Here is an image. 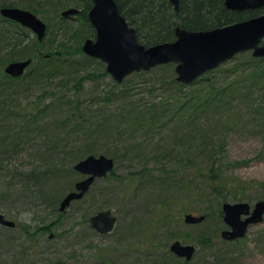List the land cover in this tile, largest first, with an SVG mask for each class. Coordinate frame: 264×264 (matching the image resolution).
Masks as SVG:
<instances>
[{
  "label": "rangeland",
  "instance_id": "374dc122",
  "mask_svg": "<svg viewBox=\"0 0 264 264\" xmlns=\"http://www.w3.org/2000/svg\"><path fill=\"white\" fill-rule=\"evenodd\" d=\"M57 1L63 6L57 7ZM1 3L27 9L45 22V36L36 47L57 57H33L25 71L45 64L57 76H43L36 82L8 79L6 65L24 59L20 53L34 50L31 43L37 39L30 29L7 23L1 16L0 29L7 30L6 37L15 41L25 36L29 44L23 50L24 45L0 42V213L15 222L14 227L0 224V264H264V213L261 221L248 225L243 237L227 240L220 236L228 228L223 220L224 202L245 201L253 207L264 200V84L245 82L240 71L232 70L235 65L252 63L250 50L183 86L172 83L167 87L159 80L171 83L174 63L133 72L116 82L103 73L105 62L86 59L83 51L75 50L79 44L82 49L86 38L94 37V29L81 15L64 17L61 11L67 7L82 10V0ZM52 62L64 65V70H51L48 64ZM86 73L92 76L83 79L80 92H74L76 79ZM110 89L115 95L106 100ZM215 89H223L220 100L210 99L199 108L185 105L182 114L178 103L167 100L177 94L194 101L205 99L215 95ZM52 91L68 95L61 106H55L62 115L49 108L29 119L36 106L55 100ZM72 97L80 100V113L85 121L92 119L88 121L92 127L105 117L113 130L97 137L93 155L111 157L109 153H114L115 157L111 174L96 178L80 199L60 211L61 199L84 177L74 168L81 157L73 158L63 149L64 142L73 139L68 134L70 126L61 121ZM225 99L233 102L219 103ZM152 105L155 116L165 118L149 123ZM202 122L209 131L208 142L214 145L206 150L215 152L221 176L243 183L227 181L220 192L212 190L201 165L211 160L206 152L204 156L205 134L198 132ZM50 141L58 144L61 154L44 151ZM105 209L116 222L110 232L99 233L89 217ZM186 213L204 218L185 222ZM47 224L53 225L36 230ZM175 240L195 246L190 259L170 250Z\"/></svg>",
  "mask_w": 264,
  "mask_h": 264
},
{
  "label": "water",
  "instance_id": "95a60500",
  "mask_svg": "<svg viewBox=\"0 0 264 264\" xmlns=\"http://www.w3.org/2000/svg\"><path fill=\"white\" fill-rule=\"evenodd\" d=\"M88 20L94 28V37L86 38L82 44L85 55L105 62V70L116 82H121L130 73L174 63L176 80L187 84L207 71L218 67L224 61L243 51H251L252 56L264 58V12L253 17L238 20L211 29L189 30L177 25L175 39L146 46L138 40L136 29L130 26L120 13L115 0H90ZM178 11L179 0H169ZM224 6L236 12L264 8V0H224ZM78 10L64 9L62 16H69ZM0 14L13 20L36 34L38 40L45 36L46 24L33 12L14 6L0 7ZM31 62L30 58L10 61L4 68L11 76H20ZM114 166L113 158L100 154L87 155L74 164V168L85 178L75 183V189L64 195L59 204L63 211L72 200L80 199L92 182L104 177ZM223 220L228 228L220 236L233 240L243 237L249 224L261 221L264 200H258L253 207L245 201L222 204ZM203 215L184 214V221L197 223ZM90 225L99 233L110 232L116 217L109 209L100 210L89 217ZM0 224L13 226L0 213ZM195 246L175 240L170 250L178 256L190 259Z\"/></svg>",
  "mask_w": 264,
  "mask_h": 264
},
{
  "label": "trees",
  "instance_id": "16d2710c",
  "mask_svg": "<svg viewBox=\"0 0 264 264\" xmlns=\"http://www.w3.org/2000/svg\"><path fill=\"white\" fill-rule=\"evenodd\" d=\"M82 1L84 3V7L81 10L82 12L81 14H82L83 19L85 21H88L89 23L87 13L90 7L92 6V3L90 0H82ZM115 2L118 6L120 13L124 16L128 24L130 26L135 27L138 40L141 43L145 44L146 46L156 44V43H161L164 41L174 40L175 39L174 30L177 25L184 27L186 29H189V30L211 29V28L229 24V23H232L238 20L247 19V18L253 17L255 15H258L264 12V8L245 10L241 12L231 11L224 6V0H179L178 11L174 10L173 5L169 2V0H115ZM2 6H11V5L7 3H1L0 7ZM56 6L62 7L63 3L60 1H57ZM1 16L2 15L0 14V17ZM2 18L7 23L14 22L10 19L4 18L3 16ZM5 33L9 34L6 29H0V42H5L6 44H8V42H11V44H13L14 46L18 44L24 45L23 50L27 48L28 46L27 44H29V41H26L25 36H22L20 39H16L15 41H11L10 40L11 37H6ZM42 39L41 40L37 39L35 42H32L31 45L33 46L34 50L22 51L19 57L24 58V59L30 58L33 61V57H39L42 59L49 60L52 57L56 56L55 53L53 52H48L45 54V52L40 51L39 47H36V45H38L40 42L43 41ZM75 50L82 51V49L80 48V44L79 46H77ZM85 58L87 59L89 57L85 55ZM250 60L253 64L245 63L240 66L235 65L232 67V70L234 71L236 70L237 72L240 71L241 75L243 76L242 79H244L245 82L257 83V84H260L261 82L264 84V58L255 57L251 55ZM257 62H263V64L258 65ZM53 63L54 62L48 64L49 66H51V70L58 69L60 71L61 69H63L62 67L64 65L53 64ZM169 63L171 64V62ZM169 63L160 64L157 66L168 65ZM67 65L69 64H66V66ZM244 68H249V70L245 71ZM170 70L172 72L171 73L172 78L170 81L171 83H168L164 81L163 79H159L161 81V84H165V86L167 87L171 86L172 83H174L175 86L176 85L183 86L184 83L182 84L181 82L176 80V73L174 71V68L172 69L171 67ZM211 70L216 71V70H219V68L217 67ZM232 70L231 72H233ZM103 73L106 74L107 71L104 70ZM52 74L53 73H51V71L47 68V66L43 64L42 66L34 67L32 70L29 71V73L24 71L20 76H17V77L9 75L8 79L11 81H14L15 79H18L19 77H21L24 79V82H36L39 80L40 77L49 76V75L52 76ZM56 74L57 73L55 72V74L53 75H55L56 77L57 76ZM91 76H92V73H86L85 75H81L78 79H76V82L73 84L74 92H77V93L80 92L82 88L83 79L85 77H91ZM46 78H50V77H46ZM198 78L199 77H197L196 79ZM196 79H194L193 81H195ZM215 90H216L215 91L216 94L213 95L212 97H208L205 99L198 98V100L196 101H194L192 97H186V96L182 97V95L180 94H177L176 96H168L167 100L168 101L173 100L174 102L178 103L179 104L178 111L182 114L183 112H186L185 107H184L185 105H186V108H193L192 106H195V105L196 107L199 108V106L201 107L207 102H210V99L211 100L217 99V101L220 100V97L223 95V89H215ZM120 92H124V91L121 90ZM52 94L54 95V97H56L55 100L52 101V103L45 105L43 107H41L40 105L36 106L35 113L32 112L33 114H31L29 112L30 114L29 119L31 118L34 119L37 115L38 117H40V115L43 113L45 114V112L49 108H52V110L61 114V111L59 110L60 107L58 106L62 105L61 103H63L64 98L68 97V95L66 93L59 95L58 92H55V91H52ZM113 95H115V91L110 89L109 91L106 92V95L104 98L108 100ZM227 101L233 102V100L225 99L219 103H223ZM68 103H69V109L66 113H64L61 121L63 123L66 122L70 126L68 130V134L72 135L73 139L65 141L63 146H65L66 148L64 147L63 149L65 150L67 149L66 151L69 152V154H71L73 158L74 157L76 158V156L79 155V157H81L80 159H82V156L84 155L87 156L90 154H95L97 152L95 148H96V145L99 143L97 140L98 136L100 137L105 136V134H110L111 132H113V130L111 129L108 119L105 117H103L102 121L98 122V124L95 127L91 126L92 125L91 122L88 123V121H91L92 119H86L85 121V117L83 116L82 113H80V110H79L80 100L78 98L72 97V99L68 101ZM57 104L58 106L55 107ZM153 106L154 105L148 107L150 108V110L148 111L149 114L147 115V118L149 119V123L156 119L158 121L162 117L165 118V116H158V115L156 117L155 115L157 113L154 111ZM164 107H165V104L162 102L161 110L162 109L164 110ZM164 111H163V114L165 113ZM188 115L189 114H186L185 116H188ZM119 116H122V114H119ZM37 118H36V121H39V118L38 120ZM203 125H204V122H202L201 125L198 126V132L199 131L204 132L205 138H203V134H200V135H202L203 139L205 140L207 139V142H208V140H210V138L208 137L209 131L207 130V126H203ZM109 130H111V132H109ZM46 146L47 148L44 151L47 152L48 154L49 153L55 154L57 152L58 153L62 152L58 150L56 146L51 143V141H50V146H49V143H47ZM209 146H214V145H212L209 142L207 144L202 143V147L204 148L203 150L204 156L206 152L209 155V157H211V160L205 157L204 159L209 160L210 162L207 165L203 166V163H201V165L203 169L207 170V174L209 175L208 182H210V185L212 186V190L216 192L218 191L220 192L225 187V185H227L226 184L227 181L235 182V184L243 183L242 180H238V179L236 180L233 178L229 180H225L221 176L220 166L215 165V163L217 162V157L213 155L215 154V152L210 154L209 151L206 150V148ZM75 151H76L75 154L71 153ZM109 155L114 160L115 154L109 153ZM112 172L113 170L108 172L107 175L111 174ZM244 182L249 183L246 181ZM232 184L234 183H228V185H232ZM235 197H238V195L236 194ZM60 215L61 213L59 214V216ZM52 225L47 224L45 226H39L36 230L37 231L46 230L48 228H51Z\"/></svg>",
  "mask_w": 264,
  "mask_h": 264
},
{
  "label": "flooded vegetation",
  "instance_id": "af4514ba",
  "mask_svg": "<svg viewBox=\"0 0 264 264\" xmlns=\"http://www.w3.org/2000/svg\"><path fill=\"white\" fill-rule=\"evenodd\" d=\"M67 8H70V7H67ZM67 8H65V9H67ZM75 8V7H74ZM78 11L77 12H75V13H73V14H71V15H69V16H65V17H74L75 15H81V17H82V12H81V10L80 9H78V8H76ZM64 10V9H63ZM88 14V13H87ZM88 17V16H87ZM7 19V18H6ZM13 21V20H12ZM15 22V21H14ZM90 23V22H89ZM92 26V25H91ZM94 29V28H93ZM84 42V41H83ZM83 44V43H82ZM84 175V177L83 178H85L87 175H85V174H83ZM2 214V213H1ZM4 216V215H3ZM5 219H8V218H6V217H4ZM10 220V219H9ZM14 222V221H13ZM1 225H3V224H1ZM3 226H6V227H14L15 226V222H14V225L13 226H8V225H3Z\"/></svg>",
  "mask_w": 264,
  "mask_h": 264
}]
</instances>
